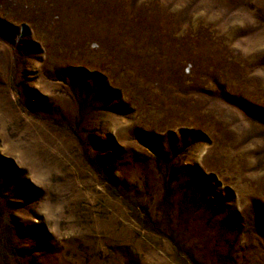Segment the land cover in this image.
Here are the masks:
<instances>
[{"label":"rangeland","instance_id":"374dc122","mask_svg":"<svg viewBox=\"0 0 264 264\" xmlns=\"http://www.w3.org/2000/svg\"><path fill=\"white\" fill-rule=\"evenodd\" d=\"M0 264H264V0H0Z\"/></svg>","mask_w":264,"mask_h":264}]
</instances>
